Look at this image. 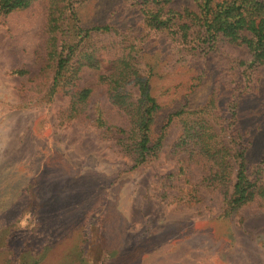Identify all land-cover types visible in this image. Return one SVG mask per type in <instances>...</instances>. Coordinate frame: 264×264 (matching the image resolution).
<instances>
[{
  "label": "rangeland",
  "instance_id": "374dc122",
  "mask_svg": "<svg viewBox=\"0 0 264 264\" xmlns=\"http://www.w3.org/2000/svg\"><path fill=\"white\" fill-rule=\"evenodd\" d=\"M169 5L194 8L193 0ZM47 13L48 0H35L0 15V264H264V202L222 216V196L207 180L210 162L175 145L177 119L156 156L132 167L94 122L100 112L111 125L125 124L107 99L101 68H80L75 89H91L81 111L70 110L67 95L44 97L51 79ZM79 15L84 26L109 22L134 35L144 31L141 12L123 0H87ZM155 38L149 51L163 62L152 84L159 104L152 135L169 113L210 96L224 111L234 92L251 140L248 157L258 161L264 64L246 70V78L230 63L246 52L230 43L178 62L167 34Z\"/></svg>",
  "mask_w": 264,
  "mask_h": 264
},
{
  "label": "trees",
  "instance_id": "16d2710c",
  "mask_svg": "<svg viewBox=\"0 0 264 264\" xmlns=\"http://www.w3.org/2000/svg\"><path fill=\"white\" fill-rule=\"evenodd\" d=\"M33 1L0 0V15L24 9ZM86 1L48 0L44 55L51 79L44 97L67 95L70 110L81 111L91 89H75L80 68H101L99 80L106 84L107 99L125 124L111 125L100 112L94 122L132 167L156 156L167 127L177 119L180 133L175 145L210 162L207 180L222 196V216L230 217L251 201L264 202V149L258 161L251 163V140L238 121L239 97L234 92L224 111H216L210 96L201 106L169 113L159 134L152 135L159 108L152 84L163 58L149 51L158 33L167 34L178 62L209 56L230 43L246 52V58L234 57L230 63L232 69L241 67L247 78L246 70L264 64V0H193L194 8L179 9L170 6V0H123L125 6L141 12L144 31L138 35L109 22L84 26L79 10Z\"/></svg>",
  "mask_w": 264,
  "mask_h": 264
}]
</instances>
